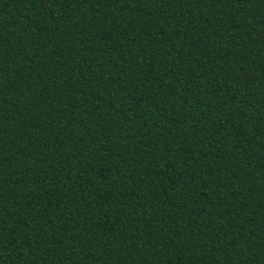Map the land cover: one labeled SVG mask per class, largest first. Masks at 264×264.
Wrapping results in <instances>:
<instances>
[{
	"label": "trees",
	"instance_id": "1",
	"mask_svg": "<svg viewBox=\"0 0 264 264\" xmlns=\"http://www.w3.org/2000/svg\"><path fill=\"white\" fill-rule=\"evenodd\" d=\"M0 264H264V0H0Z\"/></svg>",
	"mask_w": 264,
	"mask_h": 264
}]
</instances>
